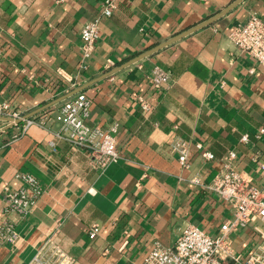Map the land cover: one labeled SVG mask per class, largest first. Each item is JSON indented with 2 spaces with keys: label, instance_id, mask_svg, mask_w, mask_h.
<instances>
[{
  "label": "crops",
  "instance_id": "obj_1",
  "mask_svg": "<svg viewBox=\"0 0 264 264\" xmlns=\"http://www.w3.org/2000/svg\"><path fill=\"white\" fill-rule=\"evenodd\" d=\"M234 1L117 0L114 13L101 18L93 55L84 58L82 26L100 16L104 0H0V102L28 115L83 87L92 100L87 122H119L121 153L102 169L87 148L56 135L62 106L76 93L32 115L37 121L14 139L19 127L0 117V222L7 188L24 184L18 172L35 175L43 189L26 216L10 213L19 239L0 247V264H28L48 241L70 264H142L156 240L173 247L189 224L216 235L233 217L230 204L193 176L208 184L230 162L264 190V65L230 38L251 13L264 20V0H243L125 66ZM155 65L170 72L162 89L151 80ZM140 97L150 103L147 112ZM178 139L190 145L189 167L173 149ZM208 150L214 158L203 156ZM263 234L261 220L232 232L231 249L242 260L229 264L264 256Z\"/></svg>",
  "mask_w": 264,
  "mask_h": 264
},
{
  "label": "built area",
  "instance_id": "obj_2",
  "mask_svg": "<svg viewBox=\"0 0 264 264\" xmlns=\"http://www.w3.org/2000/svg\"><path fill=\"white\" fill-rule=\"evenodd\" d=\"M118 6L117 0H104L100 16L87 21L81 29L82 53L84 58H90L96 47L100 32L102 16H111ZM231 40L242 51L250 54L260 64L264 65V20L256 13H251L244 22L235 23L230 32ZM170 72L160 65L152 70L151 80L157 89H162L170 80ZM144 112L150 109V103L140 97ZM92 100L83 91L67 99L62 112L65 120L58 137L64 138L70 144L87 148L92 156L95 166L108 168L121 157L118 149L117 135L119 122H113L108 127L90 125L87 120L91 114ZM0 116L11 118L9 123L18 126V131L11 136L17 138L37 120L25 117V113L13 108L8 102H0ZM22 118L20 123L16 120ZM44 123V119L38 120ZM21 123H23L21 125ZM264 134V127L260 128L259 135ZM249 139L248 134L242 140ZM10 140V139H9ZM3 137L0 134V143ZM54 145V142H51ZM173 149L178 153L179 161L184 167H189L190 145L185 140H176ZM200 146V144H199ZM231 152L229 160L235 157ZM203 156L211 159L214 154L204 151ZM264 169V163L262 164ZM16 177L22 179L24 184L17 190L7 188L3 196V211L7 215L0 222V247L7 243H15L19 239L15 221L9 216L15 212L20 217L31 212L43 192L38 178L31 173L18 172ZM195 184L204 185L230 204L233 217L220 226L216 235H210L196 224H189L178 237L176 244L167 246L160 240L154 246L142 264H229L228 259L242 260L235 254L230 246V235L240 227H244L255 220L264 221V190L237 172L229 163L214 176L212 181L205 184L200 175L191 178ZM99 231L97 225L90 229V236L94 238ZM264 238V234L262 235ZM70 257L59 247L48 241L40 248L28 264H70ZM243 264H264V256L252 255Z\"/></svg>",
  "mask_w": 264,
  "mask_h": 264
},
{
  "label": "water",
  "instance_id": "obj_3",
  "mask_svg": "<svg viewBox=\"0 0 264 264\" xmlns=\"http://www.w3.org/2000/svg\"><path fill=\"white\" fill-rule=\"evenodd\" d=\"M242 1H243V0H235V1L232 2L230 5H228L226 8H224V9L221 10L220 12L214 14V15L211 16L210 18L204 20L203 22H201V23H199V24H197V25H195V26H193V27H191V28H188V29L182 31V32H180V33L174 35L173 37L169 38L168 40H166V41H164V42H162V43L156 45L155 47H153V48L147 50L146 52H143L142 54H139L137 57H135V58H133L132 60H130L129 62H127V64H125V66H126V65H130V64H132V63H134V62H137V61H139V60H141V59H143V58H145V57H147V56H149V55H151V54L157 52L158 50H160V49H162V48H164V47H166V46H168V45H170V44H172V43H174V42H176V41H178V40L184 38L185 36H187V35L193 33L194 31H196V30H198V29H200V28H202V27H205V26H207V25H209V24L215 22L216 20H218L219 18H221L222 16H224L225 14H227L230 10H232L235 6H237V5H238L240 2H242ZM110 74H111V73H110ZM82 89H83V87H81V88H79V89H76V90H73V91H71L70 93H68V94H66V95H64V96H61L60 98L54 100L53 102H51V103L48 104L47 106H44V107L39 108V109H37V110H34L33 112L29 113L28 115H25V117H26V118L31 117L32 115H35L36 113H38V112L41 111L42 109H45V108H47L48 106H51L52 104H55V103H57V102H59V101H61V100H63V99H66L67 97H69V96H71V95H73V94H75V93L80 92ZM0 117H3V116H0ZM3 118H4L5 120H8V121H10V119H11V118H9V117H3ZM21 121H22V118L16 120L17 123H20ZM13 125H14V124L11 123V124L9 125V127H10V126H13Z\"/></svg>",
  "mask_w": 264,
  "mask_h": 264
}]
</instances>
